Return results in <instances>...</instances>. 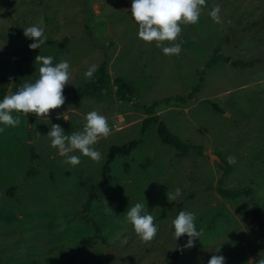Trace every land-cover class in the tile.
Masks as SVG:
<instances>
[{
    "label": "rangeland",
    "instance_id": "obj_1",
    "mask_svg": "<svg viewBox=\"0 0 264 264\" xmlns=\"http://www.w3.org/2000/svg\"><path fill=\"white\" fill-rule=\"evenodd\" d=\"M216 6L218 22L208 14ZM130 7L131 0H0V92L34 82L38 54L70 65L64 105L48 118L14 111L19 124L0 125V264H167L187 240L175 246L171 221L181 210L194 213L201 236L175 264H208L213 255L261 264L254 208L264 217V0H206L198 22L181 25V51L171 56L138 39ZM34 24L46 42L30 50L23 32ZM92 64L97 71L85 80ZM99 73L97 90L86 89L95 93L78 97ZM93 110L110 127L93 145L101 158L80 156L72 166L46 134L51 124L67 136L82 131ZM150 114L197 148L183 157L162 142L157 124L143 133ZM132 141L138 147L117 157L104 179L110 148ZM177 187L181 196L168 200ZM219 187L242 194L229 199ZM93 190L99 198L85 212ZM144 200L158 219L149 242L126 218Z\"/></svg>",
    "mask_w": 264,
    "mask_h": 264
},
{
    "label": "clouds",
    "instance_id": "obj_2",
    "mask_svg": "<svg viewBox=\"0 0 264 264\" xmlns=\"http://www.w3.org/2000/svg\"><path fill=\"white\" fill-rule=\"evenodd\" d=\"M205 3L206 0H131L130 14L137 24L138 39L146 43L155 42V46L161 48L166 56L178 55L181 46L177 38L181 33V25L196 24ZM219 13L220 8L216 6L208 14L210 18L218 22ZM42 23L41 21L40 24ZM23 34L31 40L28 45L30 50L41 49L45 45L46 37L42 26L34 24L26 27ZM35 63L39 64L38 78L32 83L23 84L14 93L4 95L0 99V125L17 126L19 119L14 118V111L24 115L32 113L36 117L46 116L48 118L50 110L64 105L63 90L67 84H70L69 62L67 60L54 62L52 55L38 54L35 57ZM96 71L97 66L90 65L83 73L84 79H92ZM57 115L68 120L65 114ZM64 133L65 131L59 124H51L46 136L50 138V146L65 158L66 163L77 166L80 164V156L88 157L92 161L100 160L101 153L93 145L99 137L109 135L110 127L106 117L93 110L85 115L82 131L74 132L70 136ZM76 151L79 154H75ZM229 162L235 163V158L230 157ZM181 193V188L177 187L172 194L167 196V199L176 200ZM126 218L142 242H149L156 237L158 219L152 212L147 211L145 200L143 203L137 202L128 208ZM171 224L175 246L180 237H187L186 243L177 247V251L191 249L195 241H200L201 232L196 227L194 213L181 210ZM208 264H225V257L213 255L208 260ZM261 264H264V260Z\"/></svg>",
    "mask_w": 264,
    "mask_h": 264
},
{
    "label": "trees",
    "instance_id": "obj_3",
    "mask_svg": "<svg viewBox=\"0 0 264 264\" xmlns=\"http://www.w3.org/2000/svg\"><path fill=\"white\" fill-rule=\"evenodd\" d=\"M234 65H238V62L233 63ZM103 77V73H99L95 76L94 81L91 83L90 86H86L84 89L85 93L81 90L80 92L78 91L77 96H82V94H94L95 90H97V88L99 87V84L101 82V78ZM118 86H119V90H122V86H123V81L122 80H118L117 81ZM90 89H95L94 91H87L86 89L89 88ZM89 92V93H88ZM6 95V91L2 90L0 92V99L3 98V96ZM151 115V114H150ZM33 122V118L29 119V123ZM152 124H157V134L159 136V138L162 140V142L166 145L172 146L173 148H175V150L180 153L181 156L185 157L190 155V153L192 152V150L196 149V146L193 145H187L185 144L177 135L173 134L171 131H169V129L167 128V126L159 120V118L157 116H153L151 115L150 117L146 118L143 122V127H142V132L145 133L147 131V129L152 125ZM139 141H132L127 145L124 146H112L109 150L108 156H107V160L106 163L103 166L102 169V177L104 179L107 178V176L110 174L111 172V164L116 160L117 157L119 156H124V157H128L132 154V152L138 147L139 145ZM202 149V148H200ZM201 152V151H200ZM222 161V160H221ZM221 165H223V162L220 163ZM224 170V178L226 177V175L229 172L228 167L223 168ZM224 178H222L220 180V185L223 184L224 182ZM104 183L103 182L100 186L104 187ZM95 190V189H94ZM89 195V198L87 199L85 205H84V211L88 212L91 208L92 205L94 204L95 201L98 200L99 196L94 192ZM219 192L221 193L222 196L229 198V199H238L241 196V192L240 191H229L227 189H224L222 187H219ZM254 215L257 219V221L259 222V225L262 228L263 234H262V239L259 243V249L260 250H264V217H263V213L261 212L259 206L255 205L254 208ZM181 252L180 251H175L174 254L171 256L169 262L167 264H175L180 257ZM257 263H259L260 261L257 260Z\"/></svg>",
    "mask_w": 264,
    "mask_h": 264
},
{
    "label": "water",
    "instance_id": "obj_4",
    "mask_svg": "<svg viewBox=\"0 0 264 264\" xmlns=\"http://www.w3.org/2000/svg\"><path fill=\"white\" fill-rule=\"evenodd\" d=\"M214 157L217 159V161H218L219 163L222 162L217 156L214 155Z\"/></svg>",
    "mask_w": 264,
    "mask_h": 264
}]
</instances>
